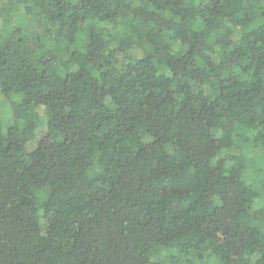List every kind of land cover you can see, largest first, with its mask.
Listing matches in <instances>:
<instances>
[{
	"label": "trees",
	"instance_id": "trees-1",
	"mask_svg": "<svg viewBox=\"0 0 264 264\" xmlns=\"http://www.w3.org/2000/svg\"><path fill=\"white\" fill-rule=\"evenodd\" d=\"M1 107L0 264H264V0H4Z\"/></svg>",
	"mask_w": 264,
	"mask_h": 264
},
{
	"label": "rangeland",
	"instance_id": "rangeland-1",
	"mask_svg": "<svg viewBox=\"0 0 264 264\" xmlns=\"http://www.w3.org/2000/svg\"><path fill=\"white\" fill-rule=\"evenodd\" d=\"M3 2H4V0H0V6L3 4ZM123 63V62H122ZM6 111L1 107L0 108V114H1V116H4L6 113H5ZM44 129H42V130H40L39 132H38V134H37V140L35 141V142H33L31 145H30V149H33V148H35L36 147V145H37V141L38 140H40L41 139V137H42V135L44 134ZM236 151H231L230 153L231 154H234ZM230 155V154H229Z\"/></svg>",
	"mask_w": 264,
	"mask_h": 264
}]
</instances>
